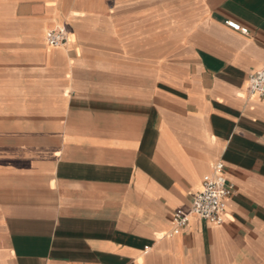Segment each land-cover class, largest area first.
I'll list each match as a JSON object with an SVG mask.
<instances>
[{"label": "crops", "instance_id": "obj_1", "mask_svg": "<svg viewBox=\"0 0 264 264\" xmlns=\"http://www.w3.org/2000/svg\"><path fill=\"white\" fill-rule=\"evenodd\" d=\"M263 68L264 0H0V264H264Z\"/></svg>", "mask_w": 264, "mask_h": 264}, {"label": "built area", "instance_id": "obj_2", "mask_svg": "<svg viewBox=\"0 0 264 264\" xmlns=\"http://www.w3.org/2000/svg\"><path fill=\"white\" fill-rule=\"evenodd\" d=\"M225 24L241 33H248L247 27L241 26L238 22L227 20ZM45 40L53 47L61 46L66 41V30L64 28L49 30ZM247 90L249 93L264 97V68L249 75ZM212 170V174L203 177L202 187L193 196L189 211L178 209L173 213L174 232L180 231L187 224L189 214L213 224L222 222L226 200L233 194L234 185L227 179L222 161L215 162Z\"/></svg>", "mask_w": 264, "mask_h": 264}, {"label": "bare ground", "instance_id": "obj_3", "mask_svg": "<svg viewBox=\"0 0 264 264\" xmlns=\"http://www.w3.org/2000/svg\"><path fill=\"white\" fill-rule=\"evenodd\" d=\"M60 28H62V27H60ZM66 38H67V32H66Z\"/></svg>", "mask_w": 264, "mask_h": 264}]
</instances>
